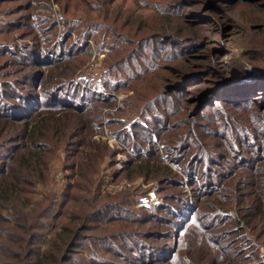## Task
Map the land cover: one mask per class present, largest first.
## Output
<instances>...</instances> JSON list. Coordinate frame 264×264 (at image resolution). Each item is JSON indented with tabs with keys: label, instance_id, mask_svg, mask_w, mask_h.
I'll use <instances>...</instances> for the list:
<instances>
[{
	"label": "rangeland",
	"instance_id": "rangeland-1",
	"mask_svg": "<svg viewBox=\"0 0 264 264\" xmlns=\"http://www.w3.org/2000/svg\"><path fill=\"white\" fill-rule=\"evenodd\" d=\"M0 116V264H264V0H0Z\"/></svg>",
	"mask_w": 264,
	"mask_h": 264
},
{
	"label": "trees",
	"instance_id": "trees-1",
	"mask_svg": "<svg viewBox=\"0 0 264 264\" xmlns=\"http://www.w3.org/2000/svg\"><path fill=\"white\" fill-rule=\"evenodd\" d=\"M36 97L32 100H27L25 103V106L19 108L21 109L24 114L17 115L18 113L11 112L12 117H7L11 118L8 120H13L14 121H21L17 120L19 118L25 119L22 120L23 123V128L21 130V134L24 135V139H26V147L28 148L29 151H27V148L25 149L24 153L22 154V159L20 163H18V168H23L27 169L29 172H26L27 174H37L36 172H39V162L41 161V150H43V147L41 146L42 143V138L45 135V130L46 128L49 127L48 118L43 119V113L42 111L39 113H36L34 116H31L32 114H29V111L32 109L33 106V101L35 100ZM205 98H202L200 101L203 102L205 101ZM78 115V114H77ZM5 117V116H2ZM1 116L0 118L3 119ZM14 117V118H13ZM19 117V118H18ZM61 118H53V121L55 124H58ZM33 122V123H32ZM4 125H0V131H2V127ZM76 126L78 124L76 123ZM12 129L18 130V127L16 125L12 126ZM140 167V166H139ZM147 169H145V172L148 176L149 179V173L151 170H149L148 165L146 166ZM164 168H159L157 169L154 174H160ZM31 172V173H30ZM3 177V176H2ZM25 170H17L15 174H12L11 179L6 181V179L2 180L0 179V228H1V219L2 216L4 215V210L7 209L8 205H10V202L13 201V199L19 195L20 193V186L19 184H22L24 182L27 183L25 180ZM24 180V181H23ZM145 210H151L150 207ZM59 237V235H58ZM69 236L65 237L68 238Z\"/></svg>",
	"mask_w": 264,
	"mask_h": 264
},
{
	"label": "built area",
	"instance_id": "built-area-1",
	"mask_svg": "<svg viewBox=\"0 0 264 264\" xmlns=\"http://www.w3.org/2000/svg\"><path fill=\"white\" fill-rule=\"evenodd\" d=\"M151 199H152V196L151 195L141 196V201L144 202V205L146 207H148V208L151 206V204H149Z\"/></svg>",
	"mask_w": 264,
	"mask_h": 264
}]
</instances>
